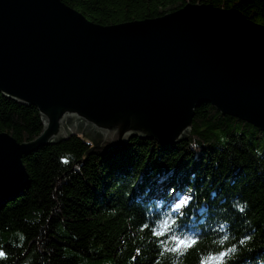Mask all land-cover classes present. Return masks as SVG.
I'll return each mask as SVG.
<instances>
[{"label": "water", "instance_id": "1", "mask_svg": "<svg viewBox=\"0 0 264 264\" xmlns=\"http://www.w3.org/2000/svg\"><path fill=\"white\" fill-rule=\"evenodd\" d=\"M0 93L43 126L23 144L0 133L2 204L26 185L22 158L72 133L101 156L132 139L174 146L201 104L264 131V26L189 4L100 26L61 0H0Z\"/></svg>", "mask_w": 264, "mask_h": 264}, {"label": "trees", "instance_id": "2", "mask_svg": "<svg viewBox=\"0 0 264 264\" xmlns=\"http://www.w3.org/2000/svg\"><path fill=\"white\" fill-rule=\"evenodd\" d=\"M61 2L100 26L162 17L186 4L236 9L247 19L264 26V0ZM39 123L35 109L17 105L0 95V133H7L19 143L31 141L40 132ZM194 137L203 147L198 156L188 148ZM90 147L87 142L72 137L22 159L27 185L0 207V251L6 254L0 264L156 262L159 250L152 245L142 247L135 231L137 222L132 226L128 223V217L141 214L122 209L124 199L109 187L106 177L105 167L109 169L108 175L124 172L134 159L141 168L148 165L145 182L150 180L153 170L166 172L174 167L173 190L183 188L189 182L190 173L196 172L194 184L201 197H206L211 189L225 202L246 200L248 217L264 232V157L258 158L255 154L257 149L264 152V132L241 120L222 116L212 106L201 104L194 110L190 135L178 145L164 148L155 142L132 139L119 149L117 158L89 155ZM78 158L83 161L77 163ZM113 209L117 210L114 216L110 215ZM233 224L234 230H239L243 218L237 215ZM21 235L23 241L19 238ZM137 248H141L140 255L136 254ZM185 259L186 264H196L195 252Z\"/></svg>", "mask_w": 264, "mask_h": 264}, {"label": "clouds", "instance_id": "3", "mask_svg": "<svg viewBox=\"0 0 264 264\" xmlns=\"http://www.w3.org/2000/svg\"><path fill=\"white\" fill-rule=\"evenodd\" d=\"M115 142H109L103 151ZM188 148L197 156L203 150L195 137ZM255 154L258 158L264 157L259 149ZM147 168L148 165L139 167L135 159L124 172L108 175L109 169L105 167L109 187L117 190L125 201H131L133 208L142 214L128 217V223L132 226L137 222L135 231L142 247L152 245L159 250L156 264H186L185 258L193 251L196 264H264V232L248 217L246 200L225 202L211 189L206 197H201L194 184L196 172L190 173L189 182L183 188L173 190L174 167L166 172L153 170L146 183ZM153 185L158 191L154 192ZM116 214V209L111 210L110 215ZM237 215L243 218V224L234 230ZM19 238L24 239L22 235ZM140 253L141 248H137L136 254ZM5 258V253L0 255V259Z\"/></svg>", "mask_w": 264, "mask_h": 264}, {"label": "bare ground", "instance_id": "4", "mask_svg": "<svg viewBox=\"0 0 264 264\" xmlns=\"http://www.w3.org/2000/svg\"><path fill=\"white\" fill-rule=\"evenodd\" d=\"M0 95L1 96H3L1 93H0ZM4 98H6L5 96H3ZM6 100H8V101H13L15 104H17V105H22V106H25V107H27V108H32V109H35L36 111H37V115L39 116V111H38V109L34 106V105H30V104H28V105H25V104H21V103H19V102H17V101H15V100H13V99H10V98H6ZM27 115H28V117L31 119V120H33V116L31 115V114H29L28 112H27ZM40 117V116H39ZM39 130L38 131H40L39 132V134H38V136L40 135V133H41V131H42V129H43V126H42V121H41V118H40V123H39ZM10 136V135H9ZM37 136V137H38ZM11 137V136H10ZM72 137H75V138H77V139H79V140H83L84 142H87V141H85L83 138H80L76 133H72V134H70L66 139H62V140H60V141H58L57 143H49L47 146H49V145H51V144H58V143H62V142H66V141H68L70 138H72ZM12 138V137H11ZM13 140H15L14 138H12ZM35 140V139H34ZM133 140H135V139H133ZM16 141V140H15ZM31 141H33V140H31ZM31 141H25V142H22V143H19V142H17L16 141V143L17 144H23V143H28V142H31ZM87 144H89L90 146H91V144L89 143V142H87ZM179 144V143H178ZM177 144V145H178ZM47 146H45V147H47ZM160 146V145H159ZM45 147H43V148H45ZM122 147H124V146H121V147H118L117 149H115V150H113L111 153H109L108 155H112V156H114L115 158H117L118 157V155H116L120 150L119 149H121ZM42 149V148H41ZM89 155H97V156H99V157H105V156H101V155H98V154H94V153H92V154H89ZM24 157H27V156H24ZM23 157V158H24ZM79 157V156H78ZM22 158V159H23ZM79 160H77V163H79L80 162V158H78ZM22 164H23V162H22ZM24 166V165H23ZM26 171V170H25ZM93 171V170H92ZM27 174V173H26ZM27 182H28V176H27V181H26V185H27ZM149 181H146V183H148ZM26 185L23 187V188H25L26 187ZM22 188V189H23ZM22 189L19 191V192H17L13 197H15L16 195H18L21 191H22ZM98 190V189H97ZM101 190H106L105 188H103V189H101ZM139 189H137V191H138ZM153 190H154V192H156V191H158V189H157V187L156 186H153ZM108 192V191H107ZM107 192H104V194L105 193H107ZM94 197H97V195H93ZM135 196V192H134V195H133V197ZM7 201H9V200H7ZM6 201V202H7ZM6 202H2V204H0V207H1V205H3V204H5ZM122 209L123 210H133V211H136V212H138V213H140L139 212V210H137V209H134L133 208V206H132V203H131V201H125L124 200V202L122 203ZM1 210V209H0ZM77 210L80 212V209L79 208H77ZM141 214V213H140ZM142 215V214H141ZM146 264H156V262H154V263H146Z\"/></svg>", "mask_w": 264, "mask_h": 264}, {"label": "rangeland", "instance_id": "5", "mask_svg": "<svg viewBox=\"0 0 264 264\" xmlns=\"http://www.w3.org/2000/svg\"><path fill=\"white\" fill-rule=\"evenodd\" d=\"M187 5V4H186ZM185 5V6H186ZM189 5H205V4H189ZM210 6H212V5H210ZM212 7H214V6H212ZM183 8V7H182ZM215 9H218V10H224V11H228V10H231V9H223V8H218V7H214ZM242 14V13H241ZM158 18V17H157ZM153 19H156V18H153ZM119 25V24H118ZM193 118H194V116H193ZM193 121V120H192ZM262 132H264V131H262ZM37 138V137H36ZM35 138V139H36ZM176 145V144H175ZM174 145V146H175ZM162 147V146H161Z\"/></svg>", "mask_w": 264, "mask_h": 264}, {"label": "snow or ice", "instance_id": "6", "mask_svg": "<svg viewBox=\"0 0 264 264\" xmlns=\"http://www.w3.org/2000/svg\"><path fill=\"white\" fill-rule=\"evenodd\" d=\"M0 255H3V253H0Z\"/></svg>", "mask_w": 264, "mask_h": 264}]
</instances>
